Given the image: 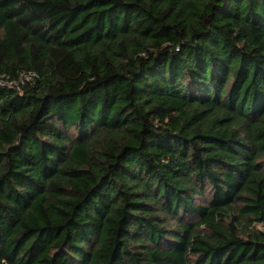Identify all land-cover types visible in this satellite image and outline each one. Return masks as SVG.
Returning <instances> with one entry per match:
<instances>
[{"label":"trees","instance_id":"1","mask_svg":"<svg viewBox=\"0 0 264 264\" xmlns=\"http://www.w3.org/2000/svg\"><path fill=\"white\" fill-rule=\"evenodd\" d=\"M0 264H264V0H0Z\"/></svg>","mask_w":264,"mask_h":264},{"label":"built area","instance_id":"2","mask_svg":"<svg viewBox=\"0 0 264 264\" xmlns=\"http://www.w3.org/2000/svg\"><path fill=\"white\" fill-rule=\"evenodd\" d=\"M32 74H33V73L22 72V73H21V76H20L19 79H20L21 81H25V79H26V80L31 79V78H32Z\"/></svg>","mask_w":264,"mask_h":264},{"label":"rangeland","instance_id":"3","mask_svg":"<svg viewBox=\"0 0 264 264\" xmlns=\"http://www.w3.org/2000/svg\"><path fill=\"white\" fill-rule=\"evenodd\" d=\"M258 227H261V225H260V224H258Z\"/></svg>","mask_w":264,"mask_h":264}]
</instances>
